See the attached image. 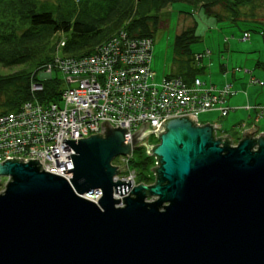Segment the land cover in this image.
Here are the masks:
<instances>
[{
	"label": "water",
	"instance_id": "1",
	"mask_svg": "<svg viewBox=\"0 0 264 264\" xmlns=\"http://www.w3.org/2000/svg\"><path fill=\"white\" fill-rule=\"evenodd\" d=\"M99 123L101 133L62 138L74 151L63 170L69 179L37 157L0 162V176L9 177L0 193V264H264L258 125L231 145L228 133L215 137L220 123L171 116L156 130L141 122L129 144L126 127ZM151 131L156 145L142 141ZM140 144L156 158L154 181L114 179L112 160ZM96 189V202L82 196ZM127 189L121 202L113 197Z\"/></svg>",
	"mask_w": 264,
	"mask_h": 264
},
{
	"label": "built area",
	"instance_id": "2",
	"mask_svg": "<svg viewBox=\"0 0 264 264\" xmlns=\"http://www.w3.org/2000/svg\"><path fill=\"white\" fill-rule=\"evenodd\" d=\"M63 43H57L54 56L39 75L46 78L53 71L59 72L68 85L61 87L58 101L42 102L36 94L43 90V84L31 80V98L13 111L0 113V162L6 157H21L24 162L37 157L44 170L65 177L69 172L63 170L72 168L70 154L74 151L62 138L77 141L101 133L102 120L111 127H126L128 138L123 143L131 144V133L143 121H149L148 129L156 130L165 117L192 114L201 125L199 113L216 110L224 116L231 110L225 105L226 97L234 92L230 84H207L198 77L186 83L180 76L171 75L159 82L150 81L155 75L150 67L151 37L131 36L119 29L91 53L79 57L62 56L58 50ZM150 134L157 137L155 131ZM146 144L150 145L147 140ZM133 150L114 160L119 168L116 175L121 181L130 179L131 186L137 183L128 164ZM124 164L126 169L122 170ZM93 192L101 196L99 189Z\"/></svg>",
	"mask_w": 264,
	"mask_h": 264
},
{
	"label": "trees",
	"instance_id": "3",
	"mask_svg": "<svg viewBox=\"0 0 264 264\" xmlns=\"http://www.w3.org/2000/svg\"><path fill=\"white\" fill-rule=\"evenodd\" d=\"M254 1L0 0V67L7 70L0 73V106L6 107L0 113L13 111L31 98V80H39L43 84V90L36 94L40 101L60 99L61 77L53 76V73L46 78L39 75L42 66L57 50V33L65 36L63 45L59 47L60 54L79 57L91 53L97 44L119 29H124L131 36L152 37L161 24L159 13L173 2L201 6L208 13L211 6L220 5L226 13L224 17L229 16L233 20L240 17L253 19L252 13L244 8L252 6ZM215 16L219 18V15ZM198 38L194 25L180 30L173 41L177 55L191 53L189 47ZM198 70L191 69L184 76H172H180L188 83L197 76ZM155 161L147 149L143 153L140 146L133 150L128 164L135 171V182L148 184L154 180Z\"/></svg>",
	"mask_w": 264,
	"mask_h": 264
},
{
	"label": "rangeland",
	"instance_id": "4",
	"mask_svg": "<svg viewBox=\"0 0 264 264\" xmlns=\"http://www.w3.org/2000/svg\"><path fill=\"white\" fill-rule=\"evenodd\" d=\"M244 10L252 13L251 18L253 19L240 17L232 20L229 16L224 17L226 13L220 5L211 6L208 13L201 6L185 2L169 4L159 13L161 24L152 36L153 49L150 67L155 75L150 81L159 82L166 74L184 76L189 70L197 68L200 70L197 71V76L206 81L207 84H212L211 73L214 80L219 79L222 77L220 67L224 71L223 65L226 64L230 71L235 67L245 73H242L246 80L244 86L248 96L252 97V101L250 103L245 102L244 105L246 106L248 103L251 106L264 107V98L260 100V97L264 95V84L260 86L257 82L250 80V76H253L264 83V0H255L252 6H246ZM215 14L219 15V18ZM193 25L195 34L199 38L189 47L192 54L177 55L173 46L175 35L180 30ZM244 33L249 34L248 39H242ZM57 36L62 39L58 34ZM199 53H203V61H201L204 62V65L201 64V61L192 57L193 54L197 55ZM6 71L5 68L0 67V73ZM237 74H240V71ZM55 75L63 78L62 86L68 85L61 73L57 72L56 74L54 71L53 76ZM3 108L6 107L0 106V110ZM224 118L225 116L221 118L216 110L197 115V120L200 122L221 123L223 129L229 126L230 131H235L231 134L232 136L240 135L237 138H228L231 145H236L242 132H239L238 127L235 125H227ZM263 122L264 116H261L259 124L261 125ZM259 124L256 123V125ZM219 130L221 129L215 131V137L222 136V134H219ZM223 137L221 138L223 139ZM145 139L151 145L157 143L158 137L150 134ZM138 146H140V152L146 151L144 144ZM114 160L115 158L112 160V164L116 166ZM116 176L115 179H122V177ZM69 177H71V173L65 176L66 179H69ZM8 179L7 176L0 178V193L4 190ZM150 199L148 198V200ZM118 205H122V203Z\"/></svg>",
	"mask_w": 264,
	"mask_h": 264
},
{
	"label": "crops",
	"instance_id": "5",
	"mask_svg": "<svg viewBox=\"0 0 264 264\" xmlns=\"http://www.w3.org/2000/svg\"><path fill=\"white\" fill-rule=\"evenodd\" d=\"M201 60L203 61V58ZM202 61H201V64L204 65V62ZM223 66H224V71H223V68L220 67V71H222V75H221L222 77H220L217 80H214L212 78V73H211V81L213 80L215 82L214 84H216L217 86H222L227 83L231 84V87L234 92L230 96H227L225 99V105L229 106L231 110L225 115L224 119H225V122H227V125H230V126L235 125L238 127L239 132L240 131L243 132L244 129L250 128L253 123L259 124L261 116H264V107H260L258 105L251 106L248 104L252 101V97L248 96L247 90H245L244 85H246L245 84L246 80H245V76L243 75L245 73L239 70V68L234 67L230 71L228 70V67L226 64H224ZM239 71H240V74H237L239 73ZM251 77L253 76H250V78ZM260 86H263V85H260ZM263 98H264V95L260 97V100ZM245 102H248L246 105V106H249L248 108H246V106L244 105ZM231 111L232 113H230ZM205 112H209V111H205ZM222 117L224 116H221V118ZM198 122L200 124L206 123L205 121L203 122L198 121ZM243 123L244 125H242ZM208 124H213V123L208 122ZM215 124H217V122ZM258 128H259V131H264V122L261 123V125L259 124ZM219 129H221L219 130V134H222V135H225L227 133L229 134L227 138L233 139V138H237L238 136L240 137V135H237L235 137L232 136L231 134L235 131H230L229 126L223 129V126L220 123Z\"/></svg>",
	"mask_w": 264,
	"mask_h": 264
},
{
	"label": "bare ground",
	"instance_id": "6",
	"mask_svg": "<svg viewBox=\"0 0 264 264\" xmlns=\"http://www.w3.org/2000/svg\"><path fill=\"white\" fill-rule=\"evenodd\" d=\"M113 163V162H112ZM67 173H68V171H67ZM128 191H129V189H128ZM97 193V192H96ZM114 193V195H113V197L114 198H119V201L121 202L122 201V196H124V195H126V193H128L127 191H125L124 193H119V192H113ZM84 198H87V199H89V200H91V201H94V202H96L97 200H98V198H99V196L97 195V194H95L94 192H91V193H88V195H86V194H83L82 195Z\"/></svg>",
	"mask_w": 264,
	"mask_h": 264
}]
</instances>
